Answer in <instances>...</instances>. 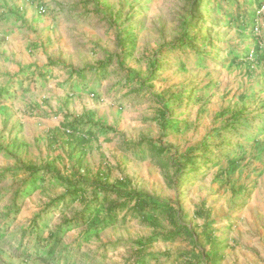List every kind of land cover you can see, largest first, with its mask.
Returning a JSON list of instances; mask_svg holds the SVG:
<instances>
[{"label": "rangeland", "instance_id": "374dc122", "mask_svg": "<svg viewBox=\"0 0 264 264\" xmlns=\"http://www.w3.org/2000/svg\"><path fill=\"white\" fill-rule=\"evenodd\" d=\"M199 2L0 0V264H264V0Z\"/></svg>", "mask_w": 264, "mask_h": 264}, {"label": "trees", "instance_id": "16d2710c", "mask_svg": "<svg viewBox=\"0 0 264 264\" xmlns=\"http://www.w3.org/2000/svg\"><path fill=\"white\" fill-rule=\"evenodd\" d=\"M201 1H205V0H200ZM199 2V3H200ZM263 3V2H262ZM260 6L262 4H259ZM194 39H191L189 37L188 34H185L183 37H181L178 41V44H174L171 48H174L175 50H180L185 48L186 46H190L193 49V42ZM195 49V48H194ZM196 53H199L198 48H196V50H194ZM65 65L62 62L59 61H50L49 66H47V69L49 71V69L51 68H60V67H64ZM107 68V64L105 63H101L99 67H88L86 69L83 70H74L71 72L72 76H75L77 78L80 79H86V71L90 70V69H94V70H98L100 72L105 71ZM35 71H37V75H42L43 77L46 76V72L45 70H43L42 68H36ZM9 96H14V92L11 93L10 90L6 91L5 93H3V95H1L2 98H6ZM67 128L74 130L75 132H78L81 130V125L79 124H69L66 125ZM232 131H237L236 128H231ZM89 136H93V132H89L88 134ZM148 143L152 144V141H148ZM151 146V145H150ZM202 149L205 150V153L209 152V146L205 145ZM151 150L152 151H158L161 152V154L164 152L163 148H155L154 146H151ZM160 154V155H161ZM206 162V160H205ZM209 162V161H207ZM209 165V164H207ZM23 170L25 173L29 174L30 180H31V184H35L38 181H45V177L49 174H51V176L53 177V175L57 176L59 174L58 170L50 165H47L45 167H37V166H26L25 168L21 169ZM11 174H16L15 171H11ZM58 177V176H57ZM63 180H61V183L67 182L68 183V187H73L74 188V192L71 193V200L72 201H76L78 200L82 195L85 194L86 192V188H84V186H81V184H74L72 183V180L68 179V178H62ZM100 187V189H102L104 192L106 193H118V194H122V195H127L129 196V199L123 204L121 205L119 208L120 209H124L127 208L133 201V199L135 200V206L133 207L132 211L135 212V216H141V217H145L146 214H151L152 216H159L161 214H164L165 212H169V209H164L161 210V208L165 207V206H169L168 204H164L161 202H158L157 200H155L154 198H152L151 196L144 194V193H128V192H123L122 190L119 189V186L117 184H113V185H104V184H99L98 185ZM64 199V198H63ZM105 201L108 199L104 198ZM92 206V205H91ZM119 208H110L108 210V214L107 217L102 220L100 223L98 224H94L93 225V229L94 231H96V233H98L99 231L105 230L107 228H109L110 226H112L117 220H118V215H119ZM99 207H97L96 205H93L92 207L89 206V208L86 210L87 215H84V222H91L92 217L98 212ZM171 210V209H170ZM15 211H18V209L16 208ZM172 216V214H170ZM154 225V224H152ZM4 235L2 234V232H0V239H3ZM173 236H166L165 239H171ZM158 238L157 237H151L148 238L141 243V245L143 246H149L152 243H154Z\"/></svg>", "mask_w": 264, "mask_h": 264}, {"label": "built area", "instance_id": "2783aa9c", "mask_svg": "<svg viewBox=\"0 0 264 264\" xmlns=\"http://www.w3.org/2000/svg\"><path fill=\"white\" fill-rule=\"evenodd\" d=\"M39 10H40V11H44V7L41 6V7L39 8Z\"/></svg>", "mask_w": 264, "mask_h": 264}]
</instances>
